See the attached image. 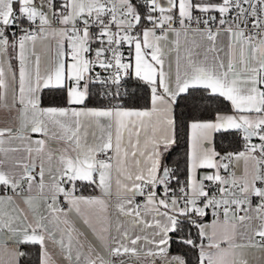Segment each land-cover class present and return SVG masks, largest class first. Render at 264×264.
Instances as JSON below:
<instances>
[{"label": "snow or ice", "instance_id": "1", "mask_svg": "<svg viewBox=\"0 0 264 264\" xmlns=\"http://www.w3.org/2000/svg\"><path fill=\"white\" fill-rule=\"evenodd\" d=\"M167 4V7L162 6L160 0H141L142 7L133 0H62L59 4L56 0H0V102L5 101L8 87L3 63L5 59H17L18 94L13 73L12 107L19 105L17 111L21 121L15 132L11 128L0 129V153L4 154V158H0V186L5 190L10 187L13 193L0 196V233L6 230L11 236L5 239H15L19 244L39 245L40 264H54L46 240L59 249L66 264H113L90 244L87 254L84 253L85 245L79 239L83 233H77L67 219L68 211L75 209L80 213L81 205L97 215L101 227L99 230L93 228V232L111 256L136 253L137 242L144 239L147 244L154 245L147 251V256L163 257L162 264H186L183 257L168 258V248L173 239L171 234H176L177 243L198 250V264H247L244 260H230L238 256L236 249L264 248V187L257 184L264 185V87H261L264 86V16L261 15L264 13V0H167ZM249 17L254 18L251 24L255 31L247 29ZM54 19L63 27H54ZM217 21L220 27L213 31L211 25ZM176 23L179 29L173 27ZM193 23L197 25L195 29H191ZM201 24L204 25L203 30L199 27ZM157 29L160 34H157ZM169 31L177 38V46L181 34L186 39L191 33L202 41L206 39L210 42L207 52L216 51L217 36L227 32L233 38L229 45V58L225 62L214 56L209 62L207 55L201 60L193 49H187L183 66L181 58L177 57L172 78L164 71L161 48V41H167ZM49 36L56 43L48 68L42 75L40 56L36 54L35 46L37 41H44ZM124 45L128 46L129 54L134 51L133 59L128 62H125L121 51ZM9 50L16 55L10 56ZM8 68L12 71L11 64ZM97 68L99 72L95 71ZM133 76L150 88V110L124 107L119 90L123 79ZM94 85L103 89L99 94L106 101L104 106L88 107L86 104ZM44 89L66 93L68 106L42 107L40 93ZM197 96L201 100L227 101L232 112L229 114L217 109L212 118L189 123L187 175L184 181H180L173 169L162 164L160 149L163 146L167 150L176 142L172 106L181 98L195 100ZM154 115L157 124L152 125V134L148 137V127ZM228 130L241 134L243 151L221 154L208 146L214 133ZM29 132L42 133L66 147L63 152L49 151V159L59 160V167L54 172L50 170L51 184L45 185L43 165L40 168L39 189L43 193L47 187L51 203L47 200L45 203L51 215H37L39 205L34 204L35 198L31 195L23 197L24 205L33 210L34 215V223L25 225L28 217L23 210L13 217L9 209L13 207L14 197L25 191V182L31 192L34 182L32 168L35 165L30 168L28 164L15 161L12 169L4 170L7 153L18 150L6 149L3 145L6 135L24 139ZM141 132L147 137L142 148ZM133 136L135 142H132ZM253 137L258 138L259 143H252ZM126 138L133 149L131 157L135 161V171L128 168ZM32 143L36 145L35 149L31 147ZM46 143V139L29 140L26 151L44 152ZM257 151L259 158L254 155ZM240 159L245 160V176L237 179L234 174L228 178L220 175V169L227 172L232 162ZM249 161L255 162L251 166L252 171H248ZM21 166L22 172L14 170ZM200 169H215V172L199 175ZM113 171L117 175V189L123 194H118L113 205L116 213L131 217L133 226L139 223L152 228L151 238L133 237L129 230L121 231L118 227L120 238L117 240L110 235L109 228L103 226L108 220L109 203L105 197L111 194ZM173 179L178 183L179 196L168 195ZM78 181L95 185L101 196L74 195ZM205 181L211 183L206 186ZM65 184L71 188H66ZM213 184L219 186V198L206 190ZM229 184L231 188L238 189L239 195L224 187ZM158 186H163L162 197ZM137 195L145 197V215L154 210L153 224L145 221L135 208L127 207L134 203ZM58 196L64 197L69 205L68 211L57 205ZM253 197L259 199L255 218L261 223L250 226L247 243H238L234 239L235 233L228 230L229 214L235 216L243 211L245 215L239 219L251 220L248 212ZM245 204L247 208L243 207ZM208 208L213 209L214 215L222 208L223 234L217 233L218 221H213L209 233L206 231L209 226L197 220V217L206 215ZM57 213H62L64 218ZM185 221L198 230L199 243L191 235L182 234ZM84 223L88 225L89 220L85 218ZM62 224L67 227L61 228ZM254 237H259V240ZM11 254L14 258L24 255L15 248L11 249ZM0 264H3L2 260ZM151 264H155V259Z\"/></svg>", "mask_w": 264, "mask_h": 264}, {"label": "crops", "instance_id": "2", "mask_svg": "<svg viewBox=\"0 0 264 264\" xmlns=\"http://www.w3.org/2000/svg\"><path fill=\"white\" fill-rule=\"evenodd\" d=\"M160 3L162 6L167 7V0H160ZM53 26L54 27H63L58 24V21L55 19L53 20ZM179 29V27L177 28ZM191 32V30H190ZM10 35V34H9ZM194 37V39H193ZM175 35L169 31L168 32V39L167 41H161V48L164 52V71L166 73H169V75L174 78L175 76V70H176V60L177 57L179 56L181 58V65L185 63L184 57L187 55V49H193L194 54L198 55V58L203 60L205 55L208 57V61L211 62L214 56H219L222 60L227 62V59L229 58V53H230V48L229 45L233 43V38L231 35L227 32H221L215 41L214 47L216 51L214 52H207L206 49L209 46L210 42H208L206 39L201 40L198 35L195 33H191L190 37L186 39L183 34H181L179 38V45L177 46L175 44L176 41ZM56 43V40L49 36L46 40L44 41H37L36 46H35V52L37 55L40 56V71L41 74L43 75L49 65V62L51 60V57L53 55V47ZM199 44L200 47H196V45ZM10 56H15L16 54L13 53L11 50H9ZM134 57V51L131 54V60ZM150 60V56H149ZM134 63V60H133ZM12 65V71H9L8 65ZM3 67L5 70V80L8 85L6 91V98L4 102H0V129L3 128H11L15 132L17 129H19L21 121L19 119V112L17 111V108L19 105L17 104V107L14 108L12 107V101H13V82H12V76L13 73L16 75L17 83H16V88H17V94H18V78H19V62L17 59H5L3 63ZM35 67V62L33 61V68ZM65 96V104L58 106V107H67V102H66V93H64ZM230 111H227L225 113L231 114L232 109L230 106V103L228 102ZM42 107H49L51 105H41ZM73 107H82V106H73ZM88 107H94V106H88ZM101 107V106H97ZM152 107L151 105V92L149 95V104L146 108H127V109H133V110H150ZM172 115V113H171ZM255 115V114H253ZM173 117V115H172ZM192 122V121H190ZM189 122V123H190ZM188 123V125H189ZM157 124L156 117L155 115L151 118V124L148 127V137L151 136L152 134V125ZM161 128L163 127L162 125L160 126ZM171 129L169 132L171 133ZM236 131V130H234ZM190 128L188 127V133H187V153L189 151V136H190ZM240 134V133H238ZM214 135V134H213ZM238 137L242 136L238 135ZM40 139H46L47 143L45 145V151L41 153L35 152L33 150L32 153H28L26 151L27 147H29V140L31 141H36ZM91 139V138H89ZM147 139L145 137L144 133L141 132V137H140V147L142 148L144 146V141ZM256 137H253L252 143H256ZM213 140V137H212ZM132 142H135V136L132 137ZM124 143L128 146L127 150L129 152V157H128V168L130 171H135V161L131 157V152L133 149L131 148V145L129 143V140L126 138ZM209 147H213V142L208 145ZM4 148H15L18 151L14 152H8L7 153V162L4 165V170H10L12 169V165L15 161H21L22 164H28L30 168H32V165L34 164L35 167L32 168V175L34 176V182H33V188L31 189V192L27 190V182L24 183V188L25 191L20 194L19 197H14L13 201V207L9 209L11 215L13 217L17 216L20 214L21 210H23V213L28 217V220L25 222V225L28 222H33L34 223V215H33V210L27 208L24 203H23V197L26 196H33L34 199V204L39 205V208L36 210V214L39 215L40 213H43L46 216H50L51 213L47 207V203H51V196L47 191V187L45 188V191L43 193L40 192L39 189V183L41 180V177L39 175L40 173V168L41 165H43L44 168V183L45 185H49L52 183V177H51V172H54L57 167H59V160L58 158H53L49 159V151H58V152H63L64 148L66 145L59 143L57 141L51 140L46 138L42 133H27L24 139H15V138H10L9 136H5V143L3 145ZM31 147L33 149L36 148V145L34 143L31 144ZM214 148V147H213ZM161 152L165 151L163 146H161ZM244 148L233 151V153H238L240 151H243ZM71 152V149H69ZM74 154V153H73ZM223 154V153H221ZM254 155H257V152L254 153ZM0 158H4V154L0 153ZM254 161H249L248 162V171H252V164H254ZM143 166V165H142ZM116 167L115 162H114V168ZM16 172H22L23 167H18L14 169ZM215 172V169H200L198 170L199 175H203L204 173H213ZM246 173V167H245V160L240 159V160H234L232 164L230 165L229 171H225L224 169H220V175L224 176L225 178L230 177L232 174L235 175L237 179L245 176ZM187 175V171H186ZM116 179L117 175L115 171H113L112 176H111V183H112V188H111V194L108 197H105V199L109 203V208L106 213L108 216L107 222L103 224L104 227L109 228V233L111 236L116 237L117 240L120 238V232L117 231V228L119 227L121 231L124 229H127L130 231V233L133 235H140L142 237H152V231L153 229L150 227H146L143 224H136L133 226L131 224V217H125L123 215H120L116 213L115 208L113 207L115 201L117 200L118 194L122 196V193H119V190L117 189L116 185ZM123 180V177H121ZM97 181H98V176H97ZM259 184V182H257ZM230 185V184H229ZM66 188H71V185L65 184L64 185ZM77 190L75 191L74 195L76 196H84V197H99L101 196L100 189L97 188L95 185H88L87 183H81L77 182ZM130 186V182H129ZM260 187H264V185H258ZM159 187V186H158ZM163 188V186H160ZM79 188L82 189L79 191ZM234 192L239 195L238 189L234 188ZM4 195H13L11 194H6V193H1L0 196ZM162 197L161 195H159ZM47 200V203L45 201ZM259 201L258 198L253 197L252 198V205H251V210L248 212V215L252 217L251 220H240L239 217L241 216H233L231 213L229 214V226L228 230L229 232H234L235 236L234 239L238 243H247V235L249 233L250 226H258L260 223L258 220L255 218L256 217V212L255 208L257 205L253 204V201ZM61 201H64L63 196H58L57 197V205L59 206V203ZM66 203V202H65ZM66 207L60 208L63 209L64 211H68L69 205L66 203ZM183 206V204H181ZM127 207L129 208H134V203L132 205H128ZM245 208L248 207L247 204L244 205ZM163 211V209H160ZM206 211L207 217H197L198 221L202 224L208 225L209 227L206 229L209 233H211L212 228L211 225L213 221H218L217 225V233L218 235L223 234L224 231V226H223V220H224V215L222 212H218L216 215L213 214V211ZM143 219L147 221L149 224H153V215H154V210L150 211L147 215H145V210L144 207L142 211H140ZM57 215L61 216L63 219V214L62 213H57ZM245 215V212L243 213L242 216ZM87 218L89 220V224L86 225L84 223V219ZM67 219L70 222V225L76 230L77 233H83L82 236L79 237L81 242L84 243V253L87 254L88 250V245H92L95 248V251L100 253V255L104 256L105 259H109L113 262L119 261V259H114L112 257H109L107 248H105L101 242L97 239L96 235L93 232V228H96L99 230L101 227L100 222L98 221L97 215L93 214L92 210L89 209L85 205H81V212L77 213L75 209L72 211H68ZM51 227V225H49ZM61 228L67 227L66 225H60ZM243 235V239L241 238ZM11 236L10 233H8L6 230L2 233H0V260L3 261V264H19V260L21 259V256L18 258H14L11 254V249L15 248L19 252L25 253V255L29 254V252L32 249H37L38 256V264H40V247L39 245H31V244H19L15 241V239H5V237ZM59 238V233H57V239ZM255 240H259V237H254ZM205 244H207V241H204ZM46 245L48 248V251L50 255L52 256V259L54 261V264H66V261L63 260V257L59 251V249L53 245L50 241L46 240ZM110 246H117V245H110ZM222 246H226L223 245ZM137 252L136 253H127V254H122L123 256H132L138 260H140L142 263H150L153 259H155V264H162V260L164 259L163 257H150L147 256L146 253L148 250L152 249L154 245H149L146 243L144 239H141L140 241L137 242ZM208 251H215L214 249H207ZM27 251V253H26ZM236 252L238 253V256L231 259H238V260H244L247 262V264H255L256 261H258L259 264H264V261L262 260V257L264 256V248L261 247H245L243 249H236ZM178 256L175 254L168 255V258ZM181 257V256H180Z\"/></svg>", "mask_w": 264, "mask_h": 264}, {"label": "trees", "instance_id": "3", "mask_svg": "<svg viewBox=\"0 0 264 264\" xmlns=\"http://www.w3.org/2000/svg\"><path fill=\"white\" fill-rule=\"evenodd\" d=\"M56 3H62V0H56ZM133 3L141 5V0H133ZM142 7V5H141ZM128 48V47H127ZM128 55L131 60V54ZM150 88L134 76L123 79V89L120 91V97L124 107L127 108H146L149 104ZM100 90L92 86V94L86 101L87 106H104L106 104L103 97L99 94ZM41 105L61 106L65 104L64 92L59 90L44 89L41 93ZM220 111H230L227 101H215L207 98L201 100L198 96L193 98H181L177 104L172 106V115L175 121V140L167 150L162 152L161 160L164 166L174 170L175 175L180 181L186 178V161H187V133L188 123L193 120H207L212 118L213 113ZM237 131L228 130L214 133L213 147L217 152H233L244 148V141L238 137ZM178 187L175 179L170 182L169 188ZM162 188V187H158ZM82 190L79 188V191ZM83 191V190H82ZM207 217V215L205 216ZM198 220V219H197ZM183 235H191L199 243L198 230L188 223L183 224ZM173 239L170 241L168 255L175 254L185 259L186 264H198V250L189 248L186 245L176 242V234H171ZM27 253V251H26ZM37 249H32L29 254L22 255L19 264H38Z\"/></svg>", "mask_w": 264, "mask_h": 264}, {"label": "built area", "instance_id": "4", "mask_svg": "<svg viewBox=\"0 0 264 264\" xmlns=\"http://www.w3.org/2000/svg\"><path fill=\"white\" fill-rule=\"evenodd\" d=\"M244 6L247 7V5H244ZM156 15H158V13H157ZM217 15H218V14H217ZM261 15L264 16V13H262ZM253 19H254L253 17H249V18H248L249 23L247 24V29H248L249 31H255V30L252 29V24H251V21H252ZM145 24H147L146 21H145ZM147 26H148V27H151L150 24H147ZM211 26H212V30H213V31H216V29H217L218 27H220L219 24H218V21H217V23L212 24ZM243 26H244V25H242V27H243ZM165 27H167V25H165ZM173 27L178 28V27H180V26H179L178 23H176V24L173 25ZM196 27H197V25H196L195 23H193V24L191 25V29H195ZM199 27H200L202 30L204 29V25H203V24H201ZM225 27H226V26H225ZM156 31H157V34H160V30H159V29H157ZM9 34L11 35V32H10ZM127 47H128L127 45H124L123 48L121 49V51L123 52L124 57H125V62H128V60H130L129 55H128V51H127V49H128ZM95 71H96V72H99L100 69L97 68V69H95ZM93 74H95V72H94ZM95 86H96L100 91L103 90L102 87H101L100 85H95ZM110 87H113V88H114V86H110ZM261 87H264V86H261ZM122 89H123V81H122V86L120 87V90H119V91H121ZM105 102H106V101H105ZM238 135L240 136L241 134H238ZM256 143H259L258 138L256 139ZM256 157L259 158V152H258V151H257V155H256ZM210 183H211V182L205 181V185H206V186H207L208 184H210ZM257 184H258V183H257ZM258 185H259V184H258ZM218 187H219L218 185L213 184V185L211 186V188H207V187H206V190L209 191L210 195H211V194H215L216 197L219 198L221 194H220L219 191H218ZM224 187L229 188L231 191L235 190L234 188H231L230 185H224ZM1 193L11 194V193H12V190H11L10 187H9L7 190H5L4 186H0V194H1ZM158 193H159V195L163 196V188H158ZM173 194H175V195H177V196L180 195V193H179V186H178V187H175V188H170V191H169L168 195H169V196H172ZM225 195H227V194H225ZM258 203H259V201H256V200L253 201V204H254V205H258ZM144 204H145V197H144V196L137 195V196L134 198V208L136 209V211H139V212L142 211ZM181 204H183V203L181 202ZM137 205H139L140 207H137ZM59 206H60L61 208H64V207H66L67 205H66V203H65L64 201H61V202L59 203ZM243 207H244V205H243ZM206 210H207V211H213L212 208H208V209H206ZM218 212H222V213H223L222 208H221ZM243 213H244L243 211L238 212V213H236V216H242ZM258 222L260 223L259 220H258ZM108 255H109V253H108ZM109 257H112V258H114V259H119V261H117V262H113V264H151V262H152V261H151L150 263H142L140 260H138V259H136V258H134V257H132V256H130V255H128V256H123V257H122V255H120V256H111V255H109ZM262 260L264 261V256L262 257Z\"/></svg>", "mask_w": 264, "mask_h": 264}, {"label": "rangeland", "instance_id": "5", "mask_svg": "<svg viewBox=\"0 0 264 264\" xmlns=\"http://www.w3.org/2000/svg\"><path fill=\"white\" fill-rule=\"evenodd\" d=\"M255 264H259V263H258V261H256V263H255Z\"/></svg>", "mask_w": 264, "mask_h": 264}, {"label": "water", "instance_id": "6", "mask_svg": "<svg viewBox=\"0 0 264 264\" xmlns=\"http://www.w3.org/2000/svg\"><path fill=\"white\" fill-rule=\"evenodd\" d=\"M253 139V138H252Z\"/></svg>", "mask_w": 264, "mask_h": 264}]
</instances>
